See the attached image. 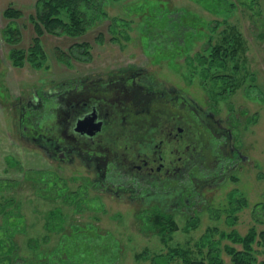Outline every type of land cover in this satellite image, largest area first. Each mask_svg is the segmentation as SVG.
<instances>
[{"label": "rangeland", "instance_id": "1", "mask_svg": "<svg viewBox=\"0 0 264 264\" xmlns=\"http://www.w3.org/2000/svg\"><path fill=\"white\" fill-rule=\"evenodd\" d=\"M36 2L0 0V264L6 258L10 264H63V253L54 252L59 248L91 259L82 264H156L170 249H191L197 256L195 244L207 234L217 239L221 230L264 229V0H101L104 15L97 25L76 37L44 33L39 39L47 61L13 65L15 49L30 57ZM8 6L20 17L5 18ZM163 7L167 15L151 12ZM223 30L240 33L243 48L226 69L212 67L206 74L192 58L208 53ZM80 42L89 44V59L71 49ZM127 67L144 68L147 80L175 87L202 106L212 104L218 116L237 123L235 141L244 160L222 182L204 187L198 207L172 210L178 228L170 233L140 228L143 212L169 211L165 201L144 205L103 191L82 163L46 158L18 129L19 97ZM217 72L223 76L215 77ZM233 196L246 204L230 227L225 208ZM225 244L239 245L227 239L220 244L223 264H233ZM167 264L184 263L175 257Z\"/></svg>", "mask_w": 264, "mask_h": 264}, {"label": "flooded vegetation", "instance_id": "2", "mask_svg": "<svg viewBox=\"0 0 264 264\" xmlns=\"http://www.w3.org/2000/svg\"><path fill=\"white\" fill-rule=\"evenodd\" d=\"M145 72L127 67L19 97L20 135L48 159L82 163L94 183L118 198L195 209L204 187L222 182L244 160L237 123L218 116L212 104L147 80ZM91 114L99 130H77Z\"/></svg>", "mask_w": 264, "mask_h": 264}, {"label": "trees", "instance_id": "3", "mask_svg": "<svg viewBox=\"0 0 264 264\" xmlns=\"http://www.w3.org/2000/svg\"><path fill=\"white\" fill-rule=\"evenodd\" d=\"M102 6L101 0H37L35 5V14L31 17L34 23L36 37L32 41V46L28 49L30 57H27L23 51L15 49L11 51L9 59H12L13 65L16 66L22 65L24 60L31 64H36V66L37 62L40 63V61H47L45 60L46 54L42 49L39 37L44 33L66 35L69 37L83 35L91 27L97 25V22L100 21V18L104 15L102 14ZM128 8L130 9V7ZM165 8L166 7H163L162 9L158 8L156 11L151 10V12H153V14L155 13V16L160 15L161 17L162 15H167V9ZM156 13L159 14L157 15ZM3 15L5 18L15 19L20 17L21 12L11 6H8V8L4 10ZM113 28L114 26L109 28V30L113 32ZM234 29L235 27H232V30ZM14 30L15 29H10L9 34L11 36H13L12 34H15L16 30L15 32ZM223 32L224 30L219 37L220 42L211 45L208 48V53L203 55L196 53L195 57L192 58L193 60L196 59L198 61V65L199 62L201 65L203 64V69H206V71L203 72H206V74L207 71L212 69V67L218 71L219 69H226L225 65H228L232 56H235L237 52L243 48L242 44L244 41L241 38L240 33L229 32V34L226 33L223 35ZM99 36L100 38L103 37L102 34ZM112 38L117 39V36L113 35ZM223 43H226V45ZM73 47L76 48L79 53H84L87 59L90 58L87 51L89 48L88 43H74V45L71 46V49H73ZM57 52L61 55L60 51ZM236 67L237 66L235 65L234 69H236ZM214 76L219 78L223 76V74L217 72ZM224 76L227 77L228 75ZM229 81L232 82L233 85L236 84V81L234 82L233 79ZM244 204H246V201L243 197L233 196L231 200L228 201L225 210L226 212H229L226 217V221L230 227L236 222L235 213ZM2 212L3 210L0 209V213ZM141 215H144L143 217L141 216L140 223V228L143 231L170 233L178 228V224L173 216L172 210L167 211L163 208H156L155 210L153 209L143 212ZM214 229L215 228H211L213 231ZM210 235L211 234H207L204 237H201V241L195 244L197 248V256L193 255L191 249H170L166 256L161 255L159 257L156 264H167L170 259L175 257L182 259L184 264H223V260L220 257V244L223 239H227L233 245H239V247L228 244L223 246L225 251L230 255L233 264H264V229L258 230L256 226L252 225L248 228L245 234H241L235 228H231L229 230H221L217 239L211 237ZM163 238L164 240L168 239L166 236ZM2 243L3 242L1 241V244ZM81 245L84 247L82 249L83 252L87 250L86 247L90 246L88 242ZM204 247L206 250H204ZM59 251L62 252L64 256L61 257L62 261L60 260V263L63 264H82L88 259L91 260L85 255L80 258L79 256H73L76 251L70 253V250L67 251L59 248L54 252L57 253ZM259 256H262L260 260L258 258ZM93 260L94 258L92 261ZM5 261L6 263L3 264H10L8 258H6Z\"/></svg>", "mask_w": 264, "mask_h": 264}, {"label": "water", "instance_id": "4", "mask_svg": "<svg viewBox=\"0 0 264 264\" xmlns=\"http://www.w3.org/2000/svg\"><path fill=\"white\" fill-rule=\"evenodd\" d=\"M88 127V129H86ZM100 128V122H96L94 120L93 114L91 115H86L83 118L78 120L77 123V130L79 131H87L89 133H93Z\"/></svg>", "mask_w": 264, "mask_h": 264}, {"label": "bare ground", "instance_id": "5", "mask_svg": "<svg viewBox=\"0 0 264 264\" xmlns=\"http://www.w3.org/2000/svg\"><path fill=\"white\" fill-rule=\"evenodd\" d=\"M33 40V39H32Z\"/></svg>", "mask_w": 264, "mask_h": 264}]
</instances>
